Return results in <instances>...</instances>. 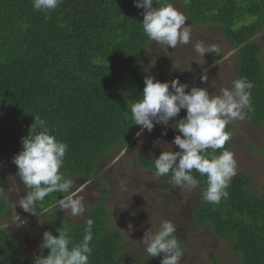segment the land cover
<instances>
[{
	"label": "trees",
	"instance_id": "1",
	"mask_svg": "<svg viewBox=\"0 0 264 264\" xmlns=\"http://www.w3.org/2000/svg\"><path fill=\"white\" fill-rule=\"evenodd\" d=\"M167 2L181 5L196 26L221 28L222 38L237 49L235 80L246 77L254 84L252 110L247 111L246 119L264 128L263 53L254 40L264 30V0ZM143 12L135 0H62L47 13L35 10L32 0H0V108L9 123L17 155L23 150L22 138L29 135L35 116L46 122L58 140L67 143L61 172L69 179H92L102 159L134 139L138 126L134 125L131 105L142 99L151 54V40L142 27ZM208 51L213 60L221 59L212 47ZM182 119L181 111L171 121L175 125ZM225 148L232 150L231 138ZM137 164L155 175L154 162L149 158L138 155ZM192 174L199 181L192 216L195 227L208 228L229 241L243 264H264V192L251 195L253 176L238 173L227 189L229 197L212 204L202 197L206 175L195 170ZM161 178L173 183L171 174ZM66 195L53 192L37 203V211L47 214L44 232L58 236L57 229L64 227L78 243L86 220L91 218L90 264H161L162 255L129 261L121 249L127 238L110 225L105 202L89 207L81 223H70L54 210ZM5 212L6 205L1 202L0 264H31L10 231L2 228ZM41 244L42 239L39 247ZM39 250L45 256L49 251Z\"/></svg>",
	"mask_w": 264,
	"mask_h": 264
},
{
	"label": "rangeland",
	"instance_id": "2",
	"mask_svg": "<svg viewBox=\"0 0 264 264\" xmlns=\"http://www.w3.org/2000/svg\"><path fill=\"white\" fill-rule=\"evenodd\" d=\"M173 6L184 14L181 5ZM186 23L191 26L190 42L186 45L178 44L175 48H169L166 44L151 40L146 75L160 82L179 79L189 86L188 92L193 87L207 89L212 94H219L224 88L231 89L237 75V49L222 38L220 27L196 26L188 19ZM254 40L261 45L264 62V30ZM198 43L205 47L208 54L200 55L195 51ZM209 47L222 56L220 60H213ZM203 76L207 77V81L202 79ZM181 111L185 119L186 110ZM139 131L140 126L136 133ZM226 131L231 134V151L237 161V174L253 176L254 185L250 193L258 196L264 192V128L250 123L245 116L243 120L230 122ZM177 135L180 134L172 121L168 126L156 125L152 132L145 129L140 137L135 135L125 148L116 150L99 162L95 177L89 180L80 177L71 179V192L83 197L86 209L83 215L74 217L70 210H60L59 205L54 210L75 224L83 221L89 207L105 202L110 225L122 230L127 238L121 249L130 262L149 256L142 244L145 233L151 230L155 234L162 222L168 220L176 226L174 235L183 251L180 264H243L229 241L218 238L208 228L195 227L192 216L198 202L196 188L189 190L169 183L137 164L138 155L154 162L163 150L180 151L178 146L172 145ZM16 155L10 126L1 107L0 203L6 205L5 218L1 224L13 235L22 255L34 264V258L41 254L39 244L47 214L37 211V215H32L19 207L18 201L26 195L27 189L17 176L18 167L13 163ZM15 211L21 221H27L26 224L13 222Z\"/></svg>",
	"mask_w": 264,
	"mask_h": 264
},
{
	"label": "clouds",
	"instance_id": "3",
	"mask_svg": "<svg viewBox=\"0 0 264 264\" xmlns=\"http://www.w3.org/2000/svg\"><path fill=\"white\" fill-rule=\"evenodd\" d=\"M61 3L62 0H32L33 8L45 13L55 10ZM135 6L144 9L142 27L150 40L166 44L169 48L190 42L191 26L186 23L188 16L184 8L185 15L167 0H135ZM195 51L200 55L208 54L199 43ZM202 79L207 81L205 76ZM144 83L142 99L131 105L134 125L140 126L137 137L143 135L145 129L152 132L158 124L168 126L181 110L187 113L185 119L173 125L182 134L172 141V145L178 146L180 151L163 150L154 160L155 175L171 174L175 185L191 190L199 186V181L192 174L195 170L207 177V188L202 193L205 202L219 204L222 199H227V189L237 175V161L235 154L225 148L231 138L226 128L234 120L245 119L246 110H252L251 89L254 84L241 77L233 81L231 89L224 88L219 94H212L207 89L197 87L188 92L189 86L179 79L160 82L155 77L146 76ZM34 120L29 135L22 138L23 150L13 159L18 167L17 176L27 189L26 195L18 201L19 207L37 215V203L53 192H60L68 195L58 201L59 209L70 210L74 217L83 215L86 210L83 197L71 192L73 181L61 172L68 150L67 143L51 134L46 122L39 116H35ZM37 128L41 131L37 132ZM208 149H212V152ZM220 149L223 151L219 155L214 154ZM12 220L14 223H27L21 221L16 211ZM93 225V219L86 220L83 238L78 243L73 242L64 227L57 229L58 236L51 231L44 232L40 247L42 251H49L47 256H36L34 264H90ZM175 232L176 226L168 220L162 222L155 234L147 231L142 242L147 254L152 258L162 255L161 264H180L183 251Z\"/></svg>",
	"mask_w": 264,
	"mask_h": 264
}]
</instances>
